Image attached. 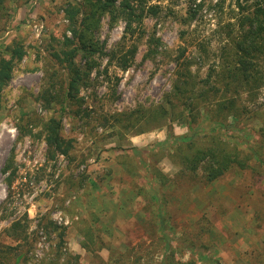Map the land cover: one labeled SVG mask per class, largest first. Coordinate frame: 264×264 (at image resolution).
Returning a JSON list of instances; mask_svg holds the SVG:
<instances>
[{
  "label": "rangeland",
  "instance_id": "obj_1",
  "mask_svg": "<svg viewBox=\"0 0 264 264\" xmlns=\"http://www.w3.org/2000/svg\"><path fill=\"white\" fill-rule=\"evenodd\" d=\"M76 1L4 0L0 9V50L16 39L25 49L0 95V248L17 249L4 264H15L17 252L23 257L16 264H163L169 252L183 264H264V87L244 103L251 113L221 129L222 141L245 167L212 182L200 179V172L180 179V166L168 156L171 147L132 155V149L164 143L169 127L134 134L102 119L156 106L185 68L213 84L212 70L225 64L229 36L237 34L234 1L145 0L160 12L144 20L146 36L126 71L109 67L106 77L80 90L87 118L75 114L77 107L60 115L58 106L46 109L37 100L48 55L64 35L71 37L62 5ZM122 30V22L110 28L102 19L98 38L105 52ZM152 35L161 43L155 52L146 44ZM100 62L102 71L107 58ZM205 110L195 124L207 131ZM52 116L62 117V135L72 140L67 157L46 153L42 124ZM170 124L174 136L188 134L184 120ZM139 159L168 178L154 186L166 200L160 205L167 221L163 232L147 213L156 204L134 191L146 184L144 171H133Z\"/></svg>",
  "mask_w": 264,
  "mask_h": 264
},
{
  "label": "trees",
  "instance_id": "obj_2",
  "mask_svg": "<svg viewBox=\"0 0 264 264\" xmlns=\"http://www.w3.org/2000/svg\"><path fill=\"white\" fill-rule=\"evenodd\" d=\"M237 8V34L229 36L230 48L225 52V64L217 70H212V81L205 78L198 81L185 68L176 73L171 90L154 107H138L126 113H115L102 119L106 123L112 121L123 132L141 134L162 126L169 127V133L164 143L157 144L150 150L132 149L133 156L141 158L146 152H162L171 147L168 152L173 163L180 166V177H198L204 182H212L221 178L233 167H245L243 160L238 158L236 151L227 148L221 129L227 130L238 125L239 121L251 113L248 106L257 98V91L264 87V0H233ZM4 0H0L2 9ZM64 18L67 20L66 30L71 34L65 35L58 42V48L48 55L46 69L43 72V84L38 93V99L47 109L51 105L58 106V111L64 113L67 107H77L76 115L81 118L89 117L87 109L80 110L84 99L79 96L83 87H89L100 76H107L109 67L126 71L133 63L138 50V43L145 38L144 20L156 17L160 12L157 4L148 5L145 0H78L74 3L65 2L62 5ZM194 15V11L189 9ZM108 18L112 28L116 23H123L122 36L116 46L109 52L104 51V45L98 38L101 21ZM228 25V33L232 31ZM149 50L155 52L161 45L160 40L150 36L146 40ZM25 55V49L20 40H13L10 45L0 50V95L12 78V70L16 63ZM101 57L107 62L100 71ZM94 71L95 77L91 78ZM256 101V100H255ZM212 105L208 108L207 105ZM206 107L205 116L210 123L209 130L200 124H195L198 117L204 116L201 111ZM62 117H50L42 124L46 153L49 158L55 154L69 156L72 150V140L62 135ZM233 124H228V119ZM185 121L188 134L174 136L171 124L174 121ZM195 124V125H193ZM203 133V136L199 134ZM135 170L141 169L145 176L142 186L134 187L137 197L153 201L156 205L149 207L150 222L159 227L162 232L167 221L162 216L161 202L166 200L159 196L154 186H164L168 178L157 170L140 162ZM130 171V170H128ZM132 172V171H131ZM130 172V173H131ZM178 178V177H177ZM181 179V178H180ZM157 182V183H156ZM178 181L176 184H180ZM147 186L149 187L147 189ZM159 205V206H158ZM17 224L11 227V235H16ZM165 231H167L165 229ZM164 237V235H163ZM13 247L0 248V264L16 251ZM23 254H15V264ZM52 264H57L53 262ZM163 264H183L178 262L173 252L165 255ZM190 264V263H185Z\"/></svg>",
  "mask_w": 264,
  "mask_h": 264
}]
</instances>
